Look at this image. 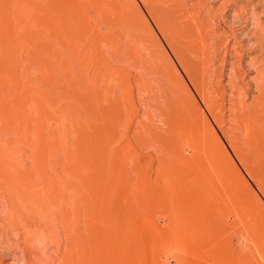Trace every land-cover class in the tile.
<instances>
[{
	"label": "rangeland",
	"instance_id": "obj_1",
	"mask_svg": "<svg viewBox=\"0 0 264 264\" xmlns=\"http://www.w3.org/2000/svg\"><path fill=\"white\" fill-rule=\"evenodd\" d=\"M232 45L258 65L264 0H0V264H264Z\"/></svg>",
	"mask_w": 264,
	"mask_h": 264
},
{
	"label": "bare ground",
	"instance_id": "obj_2",
	"mask_svg": "<svg viewBox=\"0 0 264 264\" xmlns=\"http://www.w3.org/2000/svg\"><path fill=\"white\" fill-rule=\"evenodd\" d=\"M176 2V1H175ZM198 4V3H197ZM186 7V5H185ZM246 8V7H245ZM190 11V10H188ZM250 11V10H249ZM188 13V12H187ZM248 14V13H247ZM196 15V14H195ZM201 17V16H200ZM208 17V16H207ZM193 21V20H192ZM235 21V20H233ZM235 24V23H234ZM240 25V24H239ZM261 25V24H260ZM196 26V25H195ZM194 27V26H193ZM197 28V27H196ZM215 29V28H214ZM241 30V29H240ZM262 32V31H261ZM251 33V32H250ZM240 34V33H239ZM249 34V33H248ZM250 35V34H249ZM252 35V34H251ZM257 36V34H256ZM255 36V37H256ZM261 36V35H260ZM198 37V36H197ZM223 37V36H222ZM255 37H253L254 41L259 38L257 37L255 39ZM200 38V37H199ZM261 38V37H260ZM263 38V37H262ZM213 39V38H212ZM246 39V37H245ZM201 40V39H200ZM244 40V39H243ZM202 41V40H201ZM245 41V40H244ZM257 41V40H256ZM195 42V41H194ZM243 42V41H242ZM246 42H248L246 40ZM263 42V41H262ZM257 43V42H256ZM242 45L241 42H239V46ZM248 45V44H247ZM200 46V45H199ZM256 46V45H255ZM264 46V45H263ZM204 47V46H203ZM258 47V45H257ZM262 47V46H261ZM238 48V47H237ZM263 48V47H262ZM260 48L259 49V58H261V60L258 61V65L254 64L253 66V60L254 58H249L250 59V62L248 63V65L245 67L247 70H245L242 66V62H241V58L243 57H239L238 55V51L235 47V45H232L230 47V53L231 55L233 56L232 58L233 59H230L228 61L226 60H222V64L224 66H228V73L226 76V83H227V86L229 87L230 89V94H229V102L231 104L230 106V110H231V107H232V110H234V115L237 117L238 119V115H239V118H242L243 115H245V119H244V131L245 133L247 134H251L253 136L254 134V131H253V128L252 127H249V124H248V116H253L252 118H255L256 122L259 121L258 123H261L263 122L264 123V77L263 78H258V77H254L252 79V81L254 82V86H255V89L257 91V94H255L256 96H252V100L249 104L244 105V101H245V96L249 93L247 92V90H251V89H248V83H246L245 81V77H247V72L249 71V69L251 67H253V70L256 71V72H262V74L264 75V68H262L261 66L264 67L263 64V58H264V48L262 49ZM199 49V48H198ZM197 49V51H198ZM243 50V49H242ZM254 50V48H253ZM202 51V50H201ZM204 51V50H203ZM229 51V50H228ZM249 51V50H248ZM245 52V51H244ZM243 52V53H244ZM229 53V52H228ZM229 53V54H230ZM251 53V51H250ZM213 54V53H212ZM211 54V55H212ZM194 55V54H193ZM224 56V55H223ZM203 57V56H202ZM211 58V57H210ZM244 58V57H243ZM220 62V61H218ZM244 62V61H243ZM252 62V63H251ZM211 63V62H210ZM255 63V61H254ZM244 65V64H243ZM256 65V67H255ZM222 66V65H221ZM220 66V67H221ZM208 68V67H206ZM215 68V67H214ZM227 68V67H225ZM255 68V69H254ZM210 70V68H208ZM221 69V68H220ZM224 69V68H223ZM252 69V68H251ZM250 69V70H251ZM216 71V70H215ZM250 72V71H249ZM211 73V71H210ZM251 73V72H250ZM223 75V74H222ZM259 75V74H258ZM261 75V74H260ZM190 77V76H189ZM205 78V77H204ZM213 78V77H212ZM225 78V77H224ZM191 79V78H190ZM218 80V78L216 79ZM209 81V80H208ZM212 81V80H210ZM207 82V81H206ZM248 82V81H247ZM252 82V83H253ZM250 84V82H249ZM192 85L195 86L196 83L194 81H192ZM206 93V92H205ZM221 94V93H220ZM250 94V93H249ZM228 96V95H227ZM208 101H210V99H208ZM229 104V105H230ZM211 105V104H210ZM207 107V106H206ZM217 107V105H216ZM209 108V107H208ZM212 109H214L212 107ZM211 109V110H212ZM218 110V109H217ZM216 110V111H217ZM236 111V112H235ZM242 111H245V112H242ZM211 112V111H210ZM214 116V115H213ZM212 116V118H213ZM230 119V118H229ZM214 120L217 121L216 117H214ZM234 121V120H232ZM237 123L238 120H237ZM239 126V125H238ZM243 126V125H242ZM240 131V130H239ZM250 132V133H249ZM256 137V136H255ZM242 138V137H241ZM246 138L248 139V137L246 136ZM257 138V137H256ZM245 139V138H244ZM254 140V139H253ZM255 141V140H254ZM247 142V141H246ZM244 143V142H243ZM245 144V143H244ZM257 147V146H256ZM262 147V146H261ZM264 148V147H263ZM88 230V229H87ZM22 251V250H21ZM5 252V251H4ZM25 257V256H24ZM105 258V257H104ZM28 260V259H27ZM29 261V260H28ZM28 261H26L28 263ZM26 264V263H25ZM69 264V263H67Z\"/></svg>",
	"mask_w": 264,
	"mask_h": 264
}]
</instances>
